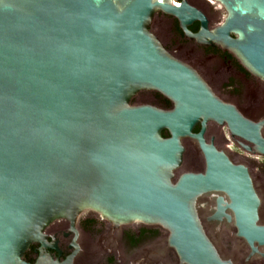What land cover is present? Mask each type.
Returning <instances> with one entry per match:
<instances>
[{"label":"water","instance_id":"water-1","mask_svg":"<svg viewBox=\"0 0 264 264\" xmlns=\"http://www.w3.org/2000/svg\"><path fill=\"white\" fill-rule=\"evenodd\" d=\"M213 1L225 8L224 23L195 35L228 43L264 80V0ZM160 10L189 35L196 19L207 27L185 1L0 0V264H73V256L60 262L48 252L57 247L46 230L64 219L74 227L86 211L115 226L161 225L187 264H230L206 234L197 205L220 189L239 207L240 235L264 243L255 194L222 176L228 163L215 151L208 150L205 174L174 182L183 138L202 143L192 133L198 116L226 119L233 131L238 125L217 103L174 85L171 71L144 48ZM147 87L173 98L176 109L132 106V96ZM164 129L172 136L164 138ZM241 130L261 140L257 128ZM34 244L40 256L32 263L25 254Z\"/></svg>","mask_w":264,"mask_h":264},{"label":"flooded vegetation","instance_id":"flooded-vegetation-1","mask_svg":"<svg viewBox=\"0 0 264 264\" xmlns=\"http://www.w3.org/2000/svg\"><path fill=\"white\" fill-rule=\"evenodd\" d=\"M184 1L202 14L207 27L196 19L187 26L194 34L189 35L176 16L160 10L148 27L151 35L146 38L144 48L151 49L159 63L171 71L174 85L181 83L195 91L199 98L203 96L217 103L227 117L231 115L238 128L233 131L226 119L198 116L192 133L201 135L202 143L191 136L183 138L182 163L175 170L174 182L185 173L205 174L208 150L212 149L218 160L228 163L221 164L225 167L222 176L233 177L240 192L250 185L256 197L251 204L257 203L252 206L254 210L256 207V225L264 228V153L260 151V146L264 147V80L250 71L228 43L195 35L201 30L213 32L222 26L227 12L220 3L174 0L178 4ZM230 38L238 40L239 36L230 32ZM130 104L162 111H173L177 106L170 96L148 87L139 89ZM245 128H257L261 140L257 143L245 137L241 130ZM162 135L164 138L172 136L168 129H164ZM197 205L206 234L222 260L230 264H264V243H250L240 235L239 207L234 206L228 191L206 192L198 198ZM46 234L48 241L56 243L57 247L48 252L60 262L73 256V264H187L170 245L169 231L161 225L133 222L115 226L98 213L86 211L74 227L64 219L53 223ZM39 256V245L34 244L25 259L35 263Z\"/></svg>","mask_w":264,"mask_h":264},{"label":"bare ground","instance_id":"bare-ground-1","mask_svg":"<svg viewBox=\"0 0 264 264\" xmlns=\"http://www.w3.org/2000/svg\"><path fill=\"white\" fill-rule=\"evenodd\" d=\"M111 222V221H110ZM119 224H121V223H119ZM73 260H74V258H73Z\"/></svg>","mask_w":264,"mask_h":264}]
</instances>
